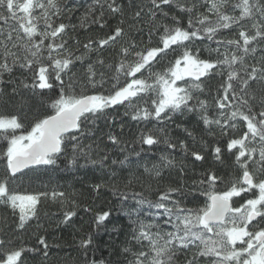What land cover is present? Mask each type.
Masks as SVG:
<instances>
[{"label":"snow or ice","instance_id":"6c2138e0","mask_svg":"<svg viewBox=\"0 0 264 264\" xmlns=\"http://www.w3.org/2000/svg\"><path fill=\"white\" fill-rule=\"evenodd\" d=\"M69 3L0 0V105L6 109L0 111V139L7 142L0 149V204L17 217L16 228L39 221L42 201L60 203V224H69L79 207L71 192L18 190L25 170L55 165L61 154H70L68 164L73 167H81V159L102 168L118 165L122 171L131 163L129 155L110 160L105 153L92 159L93 145L83 143L95 135L92 128L102 118L122 131L123 123L109 116V110L123 107L132 121L146 124L196 114L207 138L184 129L193 147L186 140L173 142L163 128H156L139 133L140 151L130 155L140 159L146 146L163 143L167 151L158 162L151 168L143 165V173L156 181L172 169L184 174L183 161L170 156L177 148L196 162H204L209 154L217 162L229 156L239 174L225 177L209 169L192 181V192L183 185L157 187L155 200L114 184L113 195L135 204L126 213L135 219L121 249L124 259L116 264H177L181 255L183 264H264V0H93L81 26L105 29L110 18L117 24L87 43L68 35L76 30V25L64 22L73 11ZM145 25L147 42L136 38ZM114 45V58L101 55ZM168 54L172 59L158 68ZM213 78L218 80L215 92L205 88ZM21 91L41 97L55 94L48 96L45 113L28 121L27 127L24 116L7 110ZM105 135L114 146L124 143L112 131ZM128 172L124 187L136 182L143 188L142 178L130 168ZM218 184L225 187L218 189ZM102 187L106 185L94 184L92 191L98 193ZM197 188L206 202L202 207L186 206V199H197ZM234 198L244 202L234 206ZM110 215L97 213V227ZM158 220L171 230H162ZM36 241L37 248L18 246L7 233H0V264H25L27 252L47 258L46 238L37 236ZM93 246L91 234L79 242L85 257ZM86 264L111 262L93 259Z\"/></svg>","mask_w":264,"mask_h":264},{"label":"trees","instance_id":"16d2710c","mask_svg":"<svg viewBox=\"0 0 264 264\" xmlns=\"http://www.w3.org/2000/svg\"><path fill=\"white\" fill-rule=\"evenodd\" d=\"M93 3V0H74L69 3V6L73 9L70 13V20L65 19V23H71L76 25L75 31H70L68 35L81 41V43H87L89 38L102 37L110 32L111 27L117 24L116 18H110L108 20V28L100 29L97 25L84 24L81 26V18L88 11V6ZM167 10V9H166ZM226 35H232L226 33ZM137 40L148 39V28L145 25L142 34H137ZM156 42V37L153 35V44ZM75 47V45H73ZM118 47L114 45L112 48L102 50L101 55L106 59L114 58V48ZM81 52L83 49L80 50ZM77 54H80L79 52ZM206 55V53H202ZM92 59H96V56L92 54ZM172 59V55L168 54L161 65L158 68H162L166 65L168 60ZM79 68V65H77ZM17 77L22 78L20 71L16 72ZM7 79V77H5ZM218 85V80L213 78L206 81L205 88L215 92ZM107 88V85H105ZM10 90V88H9ZM77 93L81 91L77 88ZM90 94L91 90H87ZM54 93H47L41 97L39 95L34 96L32 93L21 91L16 97L13 105L9 109L11 111H18L25 119V126L27 127L28 121H31L36 115L44 114L47 108L48 96H54ZM207 98V97H202ZM0 111H6L3 105H0ZM125 109L123 107L117 108L115 111L109 110L108 115L114 116L117 121L123 123V129L121 131L119 125L110 127L105 119H99L96 121L95 127L92 131L94 136L89 140H84L85 144L93 145L92 159H99L100 156L105 153L111 159L123 160L125 155H129L131 163L124 166L122 171L120 166L112 165L110 167L102 168L99 164H85V161L81 159L79 161L81 167H73L68 164L70 154H61L56 161L55 165L39 166L33 171L25 170V175L21 176L17 181L16 187L22 192H40L52 190L71 192L75 194L76 202L79 207L76 209L77 215L72 218L69 224H60L62 219V207L60 203L53 202L51 200L42 201L40 206V219L30 221L25 229L18 230L16 228L17 217L13 215L11 210L0 204V233H7L8 238L13 240L18 246H25L28 248H37L36 237L44 236L46 242L49 244L48 256L45 258L40 252H27L25 253V264H86V260H105L110 261L111 264H116L117 261L124 259L121 255V249L124 247V241L127 239L130 232L131 221L135 219V216L129 217L127 212L135 206L134 201L129 199L128 201H122L117 195H113L112 187L115 184L121 191L128 192H143V194L151 200L156 199L157 187L164 188L167 185L181 186L192 192V181L200 178V174L206 170L216 171L218 175L231 177L238 175L239 172L233 164V160L229 156L223 157L222 162H217L209 154L206 155L204 162L193 161L190 157H185L182 150L177 148L170 153V156L174 157L177 161H183L185 165L184 174L181 175L176 169L166 171L164 173V179L156 181L149 179L146 174L143 173V165H147L151 168L153 163L158 162L159 155L162 152H166V146L161 143L157 147L148 149L145 147V152L142 153L140 159L130 153L140 151V146L136 143L139 133L141 131L154 130L156 128H163L167 136L173 140V142H179L180 140H186L190 147H193L191 140L187 137L184 129L193 132L196 136H204L207 138V133L202 131V127L197 124L196 114L180 115L176 114L172 117L171 121L158 124L155 121L152 123L136 122L130 119V116L124 115ZM50 114V112H49ZM90 127H92L90 125ZM241 128L237 129V134H240ZM112 131L119 135L124 143L120 146H114L108 142L105 133ZM20 134V131H17ZM6 141L0 139V149L6 146ZM98 145V147H97ZM124 151L121 152L120 149ZM110 160L106 164H110ZM2 161H0V168H2ZM135 172L137 176H140L144 181V187L142 188L139 183L134 182L130 188H125L124 183L129 175L128 169ZM112 172H116V178L111 176ZM19 175V174H18ZM106 185L102 187L100 192H93L92 186L94 184ZM148 185H151L149 189ZM218 189L225 187L223 184L217 185ZM197 199L194 201L188 198L184 201L186 206L202 207L206 202V197L201 194L199 188L195 189ZM250 198V197H246ZM244 202L243 199L237 198L234 205ZM84 208H89L90 211L85 212ZM110 211L111 215L108 220L104 222L103 226L97 227L95 224V215L100 212ZM157 223L161 224L162 230L169 231L171 226H165L162 220H158ZM113 229H117L114 231ZM91 234L93 236V247L89 249L87 257L84 256L83 250L79 247V242L86 235ZM188 256L191 253H187ZM184 255L178 258L177 264H183Z\"/></svg>","mask_w":264,"mask_h":264},{"label":"flooded vegetation","instance_id":"af4514ba","mask_svg":"<svg viewBox=\"0 0 264 264\" xmlns=\"http://www.w3.org/2000/svg\"><path fill=\"white\" fill-rule=\"evenodd\" d=\"M237 198H234V202L236 201ZM241 203L243 202H240V203H237V205H234V206H239Z\"/></svg>","mask_w":264,"mask_h":264}]
</instances>
